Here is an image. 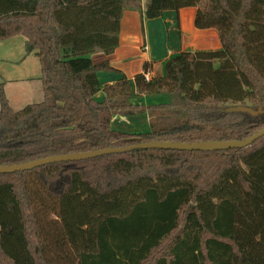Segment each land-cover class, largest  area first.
<instances>
[{"label":"trees","instance_id":"16d2710c","mask_svg":"<svg viewBox=\"0 0 264 264\" xmlns=\"http://www.w3.org/2000/svg\"><path fill=\"white\" fill-rule=\"evenodd\" d=\"M128 7L140 0H0V41L22 36L36 50L43 92L14 110L0 85V166L241 140L264 127V0H147V18L195 7L194 26L214 28L221 44L167 59L162 77L136 75V95L169 96L154 104L129 102L126 78L96 98L107 65L88 55L114 50ZM236 105L263 113L225 111ZM143 114L145 132L111 125ZM0 264H264V136L243 148L135 149L0 174Z\"/></svg>","mask_w":264,"mask_h":264},{"label":"crops","instance_id":"0c3cea01","mask_svg":"<svg viewBox=\"0 0 264 264\" xmlns=\"http://www.w3.org/2000/svg\"><path fill=\"white\" fill-rule=\"evenodd\" d=\"M147 0H140V7L125 8L120 16L118 45L108 54L95 51L88 56L94 65L106 64L107 68L99 69L96 76L100 91L96 98H103L102 88L126 78L129 80L133 94L128 99L134 104H154L167 102L169 96L165 93L136 95L134 77L138 74H148V79L162 77L165 73L167 59L180 52L216 51L221 47L218 32L214 28L197 29L194 26L195 7H184L177 12L164 10L156 18H147L142 7ZM15 37V36H14ZM24 46L25 38L20 39ZM27 54L21 60L26 59ZM19 59V58H18ZM217 66L218 61L213 60ZM30 78L19 77L11 82L25 84ZM4 93L9 102L8 92ZM23 93V87H20ZM43 98V97H42ZM111 125L125 132H145L148 130V120L145 114L138 116L112 117Z\"/></svg>","mask_w":264,"mask_h":264},{"label":"water","instance_id":"95a60500","mask_svg":"<svg viewBox=\"0 0 264 264\" xmlns=\"http://www.w3.org/2000/svg\"><path fill=\"white\" fill-rule=\"evenodd\" d=\"M27 48H29V44H27ZM2 84L3 81L2 79H0V85ZM225 111L246 112L251 115H257L263 113L261 107H258L257 109H252L251 107L242 106V105L227 107ZM262 136H264V127H262L255 133L241 140H207V141H198L191 143L171 142V141H151V142L138 143L123 147H106L103 149H97L92 151L48 156L19 164L1 165L0 174L27 171L37 168L39 166H44L59 162L86 160L106 154L125 153L135 149H176L183 151H213V150H224L231 148H243L250 145L252 142H254L255 140H257Z\"/></svg>","mask_w":264,"mask_h":264},{"label":"rangeland","instance_id":"374dc122","mask_svg":"<svg viewBox=\"0 0 264 264\" xmlns=\"http://www.w3.org/2000/svg\"><path fill=\"white\" fill-rule=\"evenodd\" d=\"M20 39L23 37L15 36L0 41V79L6 82L5 89L8 92L9 104L14 110H19L26 104L40 102L43 99L40 64L36 50H29L27 44L23 46ZM25 54H27L26 59L22 61L21 58ZM19 77L30 79L25 84L11 82L12 79ZM20 87H23V93L20 91ZM45 218H48L47 214Z\"/></svg>","mask_w":264,"mask_h":264},{"label":"built area","instance_id":"2783aa9c","mask_svg":"<svg viewBox=\"0 0 264 264\" xmlns=\"http://www.w3.org/2000/svg\"><path fill=\"white\" fill-rule=\"evenodd\" d=\"M144 78H145L146 80H149V79H148V74H147V73L144 74Z\"/></svg>","mask_w":264,"mask_h":264}]
</instances>
